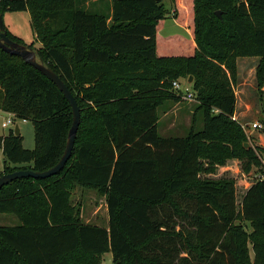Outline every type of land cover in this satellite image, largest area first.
I'll list each match as a JSON object with an SVG mask.
<instances>
[{"label":"trees","instance_id":"trees-1","mask_svg":"<svg viewBox=\"0 0 264 264\" xmlns=\"http://www.w3.org/2000/svg\"><path fill=\"white\" fill-rule=\"evenodd\" d=\"M80 1L0 0L2 14L29 11V46L65 81L81 112L72 155L58 173L0 188V212L20 220L0 224V264H100L107 252L112 264H264V178L238 206L234 178L200 176L204 161L207 168L230 158L259 163L232 117L237 59L261 56L263 81L264 0H195L194 7L171 0L187 37L159 33L169 13L163 0H111L110 20ZM183 75L193 76L202 127L195 111L187 135L163 137L158 109L183 96L173 85ZM0 109L32 121L35 138L26 148L21 133L0 135L7 161L0 175L59 161L71 104L40 70L2 48ZM77 187L106 197L107 227L82 220Z\"/></svg>","mask_w":264,"mask_h":264},{"label":"rangeland","instance_id":"rangeland-1","mask_svg":"<svg viewBox=\"0 0 264 264\" xmlns=\"http://www.w3.org/2000/svg\"><path fill=\"white\" fill-rule=\"evenodd\" d=\"M163 1L169 13H167V17L163 20L164 24L163 27L160 29L159 33L163 36H167L172 33H180L185 37L190 36V30L183 26L182 23L179 22L176 18L174 14L175 10L171 7V0ZM71 2L72 1L67 2L66 5H71ZM194 4L195 0H193V7ZM79 5L88 10H92L98 13H105L109 16V20L111 19V0H81L79 2ZM181 5H184V7H186V0H181ZM217 11L220 10L217 9L215 13ZM220 16H222V13ZM3 20L7 30L13 37L27 45L35 43V35L31 25L30 13L28 10H5L3 12ZM191 24L193 27H195L193 21L191 22ZM160 55L170 54L160 53ZM247 57L248 61L244 63V67L256 65V69L254 70L253 68V71H251L250 67L249 70H246V73L244 74L246 76L245 83H242L239 86L236 82L235 91L238 89V87L241 90L244 89V94L241 92L240 94L243 97L246 96V101L251 104L249 118L247 120H243L242 122V129L245 135L243 145L244 147H246L245 144H247L249 148H253L255 150V152L259 156V163H256L255 161L250 162L249 158L247 157H243L240 159L230 158L227 159L224 164H215L213 165V168H207V162L204 161V163L202 164V170L200 175L202 178L208 179H220L224 177L234 178L236 180V194L238 206H240L243 196L246 193L247 189L258 179L264 178V152H262V150H264V73L262 75V84H258V67L262 62V57ZM189 78L190 76L188 77L187 75H183L177 80L181 84L183 91H185L186 88H192L193 80L192 82H190ZM242 81L244 82L243 79ZM172 103H179L177 108L179 107V105L181 106L176 109V122L173 126L171 125V119L169 118V115L165 116V113L171 110ZM199 103L200 101L197 100L195 96L192 99L181 96L180 100L178 101H174L173 99L165 101L164 104H162L158 109L160 115L159 134L163 137H177L187 135L190 131V127H188L187 125V118L185 117L184 110L189 106L190 108H194V110L196 111V118L199 124L198 129L201 128L202 120L199 118V113L196 110ZM86 107L88 108V106ZM9 117L10 116L8 112H5L0 109V135L8 134L10 131L14 130L15 125L13 124H8V126L6 127L2 126V122ZM168 122H170V124ZM253 122H260L263 127L253 129ZM16 123L19 124V127L21 129L24 146L26 148H33L35 145V138L32 121L17 119ZM6 162L7 161L5 159V156L2 150L0 149V171L4 169ZM8 165L10 164L8 163ZM77 189L78 190L75 192L74 195V201L76 202L77 200H82V205L80 204L82 220L84 222H92V224H98L107 227L109 225V218L106 197L99 194L96 190H88L79 187ZM76 204L78 205V202H76ZM237 222L241 224L249 234L252 232L253 228L251 227L248 221ZM0 224L5 226H14L20 224V220L13 213L0 212ZM248 248L250 258L252 260L253 250L250 243H248ZM100 264H112V253L107 252L106 254L102 255L100 258Z\"/></svg>","mask_w":264,"mask_h":264},{"label":"water","instance_id":"water-1","mask_svg":"<svg viewBox=\"0 0 264 264\" xmlns=\"http://www.w3.org/2000/svg\"><path fill=\"white\" fill-rule=\"evenodd\" d=\"M216 13L219 16L221 15V11H217ZM0 48H2L4 51L10 54L22 57L27 63L33 65L35 68L40 70L44 75H46L51 81H53L57 85V87L63 92V94L71 104L73 111V121L68 132L66 147L59 161L54 166L43 171L33 170V169H20L9 173H4L0 175V188H1L2 186L18 178H23V177L47 178L51 175L58 173L65 166L66 162L69 160V158L72 155L76 136H77V131L81 121V112L73 92L70 90V88L65 83V81L61 78V76L37 55V52L33 47H30L25 43L18 42L9 36L3 20V14L1 10H0ZM192 80H193V76H190L189 81L192 82ZM14 133L16 135H19L21 133L19 124L15 125ZM245 146L246 148H249L247 144H245Z\"/></svg>","mask_w":264,"mask_h":264},{"label":"crops","instance_id":"crops-1","mask_svg":"<svg viewBox=\"0 0 264 264\" xmlns=\"http://www.w3.org/2000/svg\"><path fill=\"white\" fill-rule=\"evenodd\" d=\"M243 59H246V60H243ZM247 61H248V57H246V58L245 57H239L237 59V83H238L239 86H240V84L245 83L246 76L244 74L246 73V70L247 69L249 70L250 67H251V71H253V68H254V70L256 69L255 68L256 65L255 66H250V67H244V63H246ZM242 79L244 80V82L242 81ZM240 92L244 94V89L241 90L238 87V89L235 91L237 100H236L235 113H234V116L232 118L234 120H236L238 123H240L241 126L243 127V124H242L243 120H247L249 118V111L251 110V104L246 101L247 100V97L246 96L243 97L240 94ZM178 104L179 103H172L171 104L172 105L171 106V110L170 111H167L165 113L166 114L165 116H168L169 115V118L171 119V125L172 126L176 122V115H177V110L176 109H178L179 107H181L179 105V107L177 108ZM184 111H185V113H184L185 114V117L187 118V125H188V127H190L191 126V123H192V116L195 113V110H194V108H190V106H189ZM179 115H180V113H179ZM168 123L170 124V122H168ZM2 171L3 170H1L0 172H2ZM77 188L73 192V201L75 199V196H74L75 195V192L78 190ZM76 202H78V205L81 207L82 200L80 199V200H77ZM76 202L74 201V203H76ZM108 218H109V216H108ZM86 223H92V222H86Z\"/></svg>","mask_w":264,"mask_h":264},{"label":"built area","instance_id":"built-area-1","mask_svg":"<svg viewBox=\"0 0 264 264\" xmlns=\"http://www.w3.org/2000/svg\"><path fill=\"white\" fill-rule=\"evenodd\" d=\"M173 85H174V87L176 89L182 90L183 97H185V98H191V99L194 97V93L192 92V90L190 88H186V90L183 91L182 86H181V84L178 81H175L173 83ZM9 116H10L9 118H7L5 121L2 122V126L3 127L8 126V124H13V125L18 124V123H16L17 118L15 117V114L14 113H9ZM262 127H263V125L260 122H254L252 124V128L253 129H258V128H262Z\"/></svg>","mask_w":264,"mask_h":264}]
</instances>
